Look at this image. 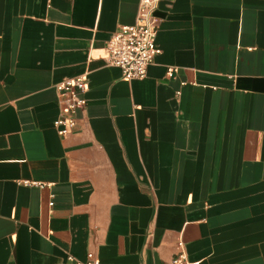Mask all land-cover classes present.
<instances>
[{
  "label": "crops",
  "instance_id": "obj_1",
  "mask_svg": "<svg viewBox=\"0 0 264 264\" xmlns=\"http://www.w3.org/2000/svg\"><path fill=\"white\" fill-rule=\"evenodd\" d=\"M139 4L0 0V264H264V0L162 1L127 80L106 46Z\"/></svg>",
  "mask_w": 264,
  "mask_h": 264
},
{
  "label": "built area",
  "instance_id": "obj_2",
  "mask_svg": "<svg viewBox=\"0 0 264 264\" xmlns=\"http://www.w3.org/2000/svg\"><path fill=\"white\" fill-rule=\"evenodd\" d=\"M164 0H140L137 21L134 25L122 26L115 32L106 46V60L110 67L121 70L127 80H143L154 58L161 54L157 46L159 19L156 11ZM178 68L169 67L167 75L174 78ZM88 72L84 75L66 79L56 85L65 110L55 120L54 127L60 136L71 133L76 125L78 112L86 107L85 93L88 86ZM27 186L44 187L42 183L24 181ZM53 206V202L50 203ZM73 264H96L94 261H79L73 257ZM168 264H197L189 261L184 241L178 243V253Z\"/></svg>",
  "mask_w": 264,
  "mask_h": 264
}]
</instances>
